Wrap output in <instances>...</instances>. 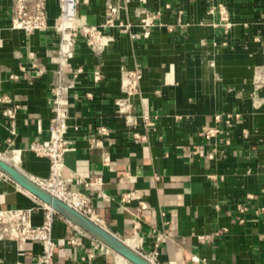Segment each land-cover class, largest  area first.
<instances>
[{
	"label": "crops",
	"instance_id": "crops-1",
	"mask_svg": "<svg viewBox=\"0 0 264 264\" xmlns=\"http://www.w3.org/2000/svg\"><path fill=\"white\" fill-rule=\"evenodd\" d=\"M38 1L24 0L30 8ZM46 1L49 26L26 33L12 27L20 0H0V95L20 104L10 137L0 101L3 157L48 176L49 158L30 144L48 136L52 88L68 86L74 148L65 153L64 175H103L94 204L107 228L128 240L141 221L146 248L152 228L164 231L160 264H264V0H81L77 22L105 37L89 44L79 35L71 56L60 53L54 25L63 1ZM151 11L160 14L144 27L141 16ZM129 69L139 80L124 109L118 98ZM225 112L239 115L230 128L217 118ZM208 126L219 129L211 140L200 134ZM127 192L138 197L124 201ZM239 204L247 207L243 222ZM0 207H32L33 222L44 219V202L1 172ZM71 234L80 233L57 215L59 264H132L111 249L89 257L88 238L70 245ZM41 251L36 241L0 238V264H42Z\"/></svg>",
	"mask_w": 264,
	"mask_h": 264
},
{
	"label": "built area",
	"instance_id": "built-area-1",
	"mask_svg": "<svg viewBox=\"0 0 264 264\" xmlns=\"http://www.w3.org/2000/svg\"><path fill=\"white\" fill-rule=\"evenodd\" d=\"M62 1V12L56 18L54 24L57 30L61 32L59 44L61 54L66 53L67 56L74 55L73 45L79 35H83L89 44H94V42L105 37L97 26L80 24L77 22L81 0ZM109 10L110 11L107 13L108 20L114 22L116 8L112 4H109ZM159 14L160 12L158 11H151L148 14L142 15L141 21L144 23V27L153 25ZM48 26L49 21L46 0H39L35 6L31 8L24 0H20L16 15L12 19L13 28L24 30L26 33H32L36 30L47 28ZM127 29L126 27L125 30ZM149 32L150 31L145 28L142 33L144 36H147ZM133 36H136V34H133ZM62 59V65L66 66L65 56H63ZM73 71L78 76L83 71V68L81 66L74 67ZM95 74L97 79L101 78L100 71L97 70ZM124 74V84L127 85V88L124 89L123 95L118 98V103L123 106L124 109H128L133 106L131 97L136 94L139 74L134 69L126 70ZM11 77L13 79L23 78L22 75L17 73L11 74ZM68 89V86H62L61 84L52 88V97L50 99L52 113L48 127V136L43 139H36L30 144L31 150L49 158V174L44 178L32 177L39 184L42 186L44 185L52 194L61 198L91 220L107 227L103 216L98 212L94 204V197H98L102 194V186L105 183L103 175L94 172L87 176L76 175L74 177H68L64 175L65 153L74 148V144L68 136V119L70 111L67 106V95L65 94ZM126 95H128V97ZM0 101L4 104L2 114L10 122V137H13L16 134L15 120L20 104L14 101L13 97L8 93L0 95ZM217 118L230 128L239 118V115L233 112H225L224 114H219ZM99 131L102 134L107 133L105 127H101ZM218 131L219 129L217 127L208 126L203 128L200 134L206 139L211 140ZM0 156L3 157L1 151ZM207 156L209 158L213 157L211 153H208ZM137 197L138 195L135 192H127L122 195V200L129 201ZM140 204L146 206L143 200L140 201ZM246 209L247 207L243 204H239L237 207V212L239 213L238 219L240 222L244 221L240 213ZM34 211L32 207H0V238L8 236L39 242L42 245V251L38 256V261L42 264H59L55 257V249L58 244L53 237V222L55 217L60 214L44 203L43 222L41 224H35L32 220ZM74 227L80 234L69 235L66 238L67 244L77 245L80 244L84 238H88L89 243L87 245V251L89 257H95L100 251L105 252L110 250L106 244L94 238L80 227L76 225H74ZM142 227L141 221H134V235L132 237L138 239V245L136 248H133L150 261L160 264V246L162 241L167 237V234L157 228H152L149 231L152 244L151 247L146 248L144 246L143 237L140 235Z\"/></svg>",
	"mask_w": 264,
	"mask_h": 264
},
{
	"label": "water",
	"instance_id": "water-1",
	"mask_svg": "<svg viewBox=\"0 0 264 264\" xmlns=\"http://www.w3.org/2000/svg\"><path fill=\"white\" fill-rule=\"evenodd\" d=\"M0 172L28 190L42 202L53 208L61 216L72 224L80 227L94 238L106 244L114 252L124 256L132 264H156L143 256L135 248L130 246L124 239L117 236L109 228L102 226L82 214L70 204L55 196L32 176L25 173L7 159L0 156Z\"/></svg>",
	"mask_w": 264,
	"mask_h": 264
},
{
	"label": "bare ground",
	"instance_id": "bare-ground-1",
	"mask_svg": "<svg viewBox=\"0 0 264 264\" xmlns=\"http://www.w3.org/2000/svg\"><path fill=\"white\" fill-rule=\"evenodd\" d=\"M6 159V158H5ZM4 175V174H3ZM5 177H7L6 175H4ZM31 176V175H30ZM19 185V184H18ZM43 187L45 188V186L43 185ZM47 205V204H46ZM126 242L130 245V246H132V247H137V240L135 239V238H130V239H128V240H126ZM119 255V257L122 259V260H125V261H128L124 256H122V255H120V254H118ZM117 255V256H118ZM127 263V262H126Z\"/></svg>",
	"mask_w": 264,
	"mask_h": 264
},
{
	"label": "rangeland",
	"instance_id": "rangeland-1",
	"mask_svg": "<svg viewBox=\"0 0 264 264\" xmlns=\"http://www.w3.org/2000/svg\"><path fill=\"white\" fill-rule=\"evenodd\" d=\"M261 69H260V72H261V76H262V80L264 81V63L261 64Z\"/></svg>",
	"mask_w": 264,
	"mask_h": 264
}]
</instances>
